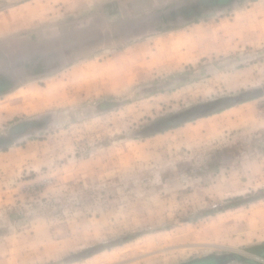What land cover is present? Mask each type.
Instances as JSON below:
<instances>
[{
	"label": "rangeland",
	"instance_id": "374dc122",
	"mask_svg": "<svg viewBox=\"0 0 264 264\" xmlns=\"http://www.w3.org/2000/svg\"><path fill=\"white\" fill-rule=\"evenodd\" d=\"M24 1L29 0H0V10ZM245 3L247 8L232 12V20L212 18V9L207 8L175 28L169 21L184 11L176 14L175 8L165 9L160 31L117 43L95 40L96 30L74 29L82 23L53 7L52 0H42L40 17L0 41V76L9 69L6 53L13 58L10 64L18 66L22 60L18 56L41 49L23 40L34 26L42 27L41 35L54 37L51 42L56 40L64 48L59 62L54 56L48 60L50 66L56 64L55 72L23 76L12 91L0 95V133L30 124L35 129L36 122L25 119L33 113L49 117L31 136L25 133L15 146L0 150V264H44L53 252L74 242L56 243L49 238L64 224L108 232L136 224L145 230L143 237L124 246L126 250L98 254L90 264H111L117 257L126 264H185L232 253L226 250L231 245L264 235V209L246 211L223 203L224 191L242 192L249 187L262 161L264 139L245 124L243 112L213 113L151 140L132 141L121 135L161 105L176 108L196 91H226L235 86L236 77L224 70L230 63L227 53L243 50L253 41L259 45L264 39V2ZM81 36L92 38L75 41V46L67 42V37L79 41ZM85 44L91 48L69 63L66 53H75ZM182 64L198 79L189 83L176 78L175 69ZM253 67L259 75V66ZM141 72L146 82H155L162 90L148 95L129 91L122 110L104 117L90 115L89 106L102 91L126 90ZM13 99L18 103L10 102ZM42 176L51 182L38 189ZM177 192L184 196L181 212L204 209L212 214L194 223L177 220L168 231H154V225L175 220L172 206ZM191 264L216 262L201 259Z\"/></svg>",
	"mask_w": 264,
	"mask_h": 264
},
{
	"label": "snow or ice",
	"instance_id": "6c2138e0",
	"mask_svg": "<svg viewBox=\"0 0 264 264\" xmlns=\"http://www.w3.org/2000/svg\"><path fill=\"white\" fill-rule=\"evenodd\" d=\"M75 7L81 5L82 0H68ZM185 0H91L88 7L97 10L93 17V23L96 31L93 33L95 40L103 39L105 41H114L117 43L130 41L145 32L160 31L162 23L161 11L165 9L179 8ZM264 2V0H262ZM212 11L210 16L226 17L232 20V12H240L248 7L245 0H223L218 5L209 6ZM105 11L114 13L109 18ZM206 14L204 19H208ZM183 16H174L169 23L175 27H182L185 23H190ZM90 44H85L76 52H68V62L71 63L77 53L90 49ZM227 55L230 57V63L225 66L226 71L236 77L234 87L226 91H196L192 94L186 103H180L179 107L171 108L161 105L160 110L152 109L151 115L145 114L141 117V122L123 129L121 135L124 139L132 141H143L145 138L154 139L158 134H163L168 130H183L189 125H194L198 119L206 118L209 115L229 109H236L246 115L245 124L252 128L253 132H258L264 139V39L259 45L253 41L251 46L243 50H229ZM253 66H259L260 72L257 75ZM49 71H56V64L49 67ZM174 76L180 80H187L191 83L193 76L182 64L175 69ZM23 79L22 73H16L15 78L5 77L3 84H0V95L3 92L12 91L17 85L15 80ZM162 90L156 87L155 82H146L143 73H138L127 86L126 90L106 89L101 92L89 106L90 115L104 117L109 114H115L122 110L127 103V94L129 91L136 94H152L155 91ZM18 103V99L10 101ZM30 122H36V128L33 129L31 124L23 130L8 127L0 133V150L6 151L9 147L17 144L22 135L28 133L29 136L33 131L38 130L41 123H46L49 119L45 113H33L25 118ZM259 121V123H256ZM23 146L22 144L20 145ZM123 146V145H122ZM262 161L259 164L258 171L253 175L252 183L242 192L227 190L223 192V203L226 206L236 207L243 206L248 211L252 208L259 207L264 209V147L260 149ZM177 162V167H180ZM44 169L41 168V171ZM48 177L42 176L38 179L36 188H43L45 184L50 183ZM165 200L169 199L168 195H163ZM205 199L207 197L205 196ZM184 204L182 193L175 194V202L172 206V213L175 220L169 218L158 225L153 226L154 231H168L175 226V221L181 223H194L199 217L212 214L204 209H197L195 212H181ZM221 211V208H217ZM144 229L136 224H128L114 232L92 231L84 229L78 225L64 224L60 232H50L49 238L53 242L74 241L67 243L62 249L53 252L44 261V264H90L91 258L101 253H117L126 250L125 245L137 238L143 237ZM259 245L264 248V235L259 240L251 239L243 244H235L226 250L236 256L248 257L247 259H237L229 264H264V255L259 259L249 257L248 254L253 245ZM111 264H126L122 257H117ZM176 264H181L177 261Z\"/></svg>",
	"mask_w": 264,
	"mask_h": 264
},
{
	"label": "crops",
	"instance_id": "0c3cea01",
	"mask_svg": "<svg viewBox=\"0 0 264 264\" xmlns=\"http://www.w3.org/2000/svg\"><path fill=\"white\" fill-rule=\"evenodd\" d=\"M45 1H50V0H45ZM52 1L54 3L53 7L56 6L57 10H64L68 12L70 15L72 14L74 22L82 23L80 25L77 24L76 26H73L74 29L77 27H82L80 30H83V32L88 31V33H90L89 30H96L95 25L93 23V17L96 15L97 10L87 6V4L91 2V0H82L81 5L79 7L73 6L68 2V0H52ZM104 2L107 3L109 2V0H104ZM39 3H42V0H29L9 6L4 10H0V41L2 40L4 43L6 39L12 38V36L15 35L13 34V32L20 31V29H24V27H26L24 26L25 24L27 25V23H32L33 21H35L34 19L40 17L42 7L39 6ZM32 7L34 9L30 11V8ZM105 15L111 18V16L114 14L105 11ZM87 21L89 22L87 23ZM38 22L41 23L42 20ZM42 31H43L42 27L34 26V29L25 32L26 33L25 36L27 38L23 39L24 42L29 44L37 43L39 44L40 46L39 48L41 49L35 50L33 54L23 53L24 55L21 54L20 56H18L19 58L22 59L20 62H18L19 64L18 66L10 64V61H13V58L9 56V53L5 54L9 62L7 63L8 65L7 67H9V69H7V71H3V74L0 76V84H3L5 77L15 78L16 73L18 72L22 73L23 76L30 78L42 74H48L50 72L49 71L50 64L48 60L52 56L56 57L58 59L57 62H59V58L61 59L64 48L62 47V45L60 44L58 45L56 43V40L51 42V40L54 37L51 38L50 40L48 37H46L48 35L46 36L41 35L43 34ZM88 37L81 36L79 41L75 39L70 40V38L67 37L68 41L66 39L65 41L74 42L73 46H75L76 45L75 41L79 43L87 42L89 39L92 38V37L91 38ZM104 41L105 40L101 42ZM4 59L5 58H3V60ZM21 80L22 79L15 80V83Z\"/></svg>",
	"mask_w": 264,
	"mask_h": 264
},
{
	"label": "water",
	"instance_id": "95a60500",
	"mask_svg": "<svg viewBox=\"0 0 264 264\" xmlns=\"http://www.w3.org/2000/svg\"><path fill=\"white\" fill-rule=\"evenodd\" d=\"M211 3H213V0H195L192 5L186 6L189 13L188 14L180 13L179 16H183L187 20H192V18H194L198 12L203 11V7L206 8ZM180 11H181V8H178L176 14H178V12H180ZM249 254L261 257L262 255H264V248H261L258 244L253 245ZM247 258L248 257H240V256L234 255L233 253H228V254H223V255H213V256L211 255V256L203 257L201 259L202 260L212 259L213 261L216 262V264H225L226 262H228L229 260H232V259L243 260V259H247ZM201 259L196 258V259H193L192 261L185 263V264H191V263L199 261Z\"/></svg>",
	"mask_w": 264,
	"mask_h": 264
},
{
	"label": "flooded vegetation",
	"instance_id": "af4514ba",
	"mask_svg": "<svg viewBox=\"0 0 264 264\" xmlns=\"http://www.w3.org/2000/svg\"><path fill=\"white\" fill-rule=\"evenodd\" d=\"M222 2H223V0H213V3H211L209 6H212V5H218V4L222 3ZM193 3H194V2H193ZM193 3H192V4H193ZM192 4H185V5H182V6L179 7V8H181V10L184 11L183 13L188 14L189 11L187 10L186 6H188V5H192ZM209 6L206 7V8L203 7V10H204V9H207V8H210ZM175 9H178V8H175ZM199 13H200V12H198L197 15H198ZM197 15H196V16H197Z\"/></svg>",
	"mask_w": 264,
	"mask_h": 264
}]
</instances>
